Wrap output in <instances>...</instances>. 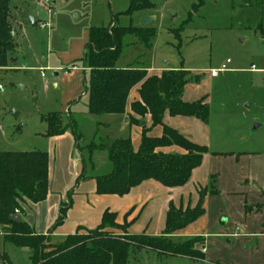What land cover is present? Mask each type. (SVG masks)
<instances>
[{
  "label": "rangeland",
  "instance_id": "374dc122",
  "mask_svg": "<svg viewBox=\"0 0 264 264\" xmlns=\"http://www.w3.org/2000/svg\"><path fill=\"white\" fill-rule=\"evenodd\" d=\"M231 1L150 0L153 8L126 14L130 0H10L8 22L15 34V45L9 52L7 67H0L5 69L1 75L4 88L0 91L2 151L48 153L46 139L37 134L46 127L41 116L55 111L64 116L70 107V118L65 119H72L77 129L71 158L79 163L76 177L81 175L83 167L86 180L111 170L106 152L95 151L92 159H88L85 146L99 137L131 138L135 134L128 116H95L87 112L89 70L84 68L82 60L89 29L107 27L112 18L120 27H143L141 18L153 17L145 26L156 29L148 49L135 37L125 35L115 64L117 68L189 70L192 76L199 77L198 81L188 83L196 95L208 96L209 120L206 124L198 120L203 136L182 130L207 147L208 153L203 157L208 173L205 183L200 182V185L210 186L213 177L217 191L210 196L212 198L205 199V214L195 221L196 230L205 233L202 250L206 247L207 255L196 259L141 248L131 251L129 264L260 263L253 258L261 242L255 237L239 236L244 229L232 221V216L233 211L237 218L244 210L248 218L264 219V205L257 203V195L263 188L257 177L264 173V158L256 159V155L264 156V73L247 71L252 63L257 67L264 65V31L261 33L258 29L261 18L264 23V3L251 0L249 5L239 6L238 2L232 8ZM25 13L38 19L37 23L31 24L23 16ZM46 59H52L53 66L60 68L45 69L41 77L43 68L39 70V67L45 66ZM73 64L76 68H71ZM228 68L241 70L229 71ZM59 69V75L55 76ZM213 69L218 70L216 76L211 75ZM13 110L18 112L17 117L10 114ZM58 150L61 151L59 157L54 158L52 164L49 162L53 189H57L55 176L64 174L67 180L74 168L63 159L67 149L58 147ZM256 165L260 170H255ZM238 174L243 177L242 182L232 180V176ZM61 183L64 184L63 179ZM253 200L256 202L251 204ZM143 229L137 227L138 232L148 233ZM226 232L239 234L235 237L218 234ZM3 235L0 226V264H3V253L11 257L10 264H26L22 259L25 249L6 242Z\"/></svg>",
  "mask_w": 264,
  "mask_h": 264
},
{
  "label": "trees",
  "instance_id": "16d2710c",
  "mask_svg": "<svg viewBox=\"0 0 264 264\" xmlns=\"http://www.w3.org/2000/svg\"><path fill=\"white\" fill-rule=\"evenodd\" d=\"M258 1L264 3V0ZM238 2L239 6L249 5L251 0H232V8ZM9 4L10 0H0V67H7L9 52L15 45L12 27L8 22ZM153 7L150 0H130L126 14ZM114 21L115 18H112L109 26L91 27L88 31L82 60L84 67L89 70L87 112L95 116H128L131 125L139 126L141 133L137 147H134L130 137H99L85 146L89 153L88 159H92L93 152L104 151L111 164L108 173L92 177L95 192L98 195L121 197L146 180H154L167 188L182 187L190 181L193 170L201 165L208 149L164 123V118L166 115L193 117L206 124L210 116L208 96L203 95L193 101L182 99L185 86L199 80L189 70L166 69L157 75L148 74L145 68H117L115 64L120 56L122 38L131 35L148 49L156 29L146 26L120 27ZM259 23L258 29L262 33L263 18ZM136 86H139V99L131 101V112L126 113L130 92ZM70 113L69 109L64 116L57 111L41 116L47 126L44 135L53 137L69 131L76 143L75 122L65 119L70 118ZM146 115L150 116V126L144 123ZM153 127L161 128L159 136L150 134ZM169 146H176L182 152L161 150ZM49 162V155L45 151L0 150V226L4 230L3 239L31 252L27 264H129L131 251L141 248L172 256L204 259L202 249L205 242L201 236L175 241L171 235L205 214V198L217 194L213 177L210 186L197 188L198 198L194 204L190 200L186 203L179 201L178 204L169 201L160 235L153 236L145 232L131 234L128 230L133 220H127L131 210L124 215L122 224L116 222V213L105 210L96 227H79L74 234L53 243L49 236L35 233L23 219L19 222L10 219L12 215L23 214L22 205L26 201L36 204L46 199L49 191ZM83 171L67 192L68 199L60 207L56 225L66 217L65 211L70 206L75 185L87 179ZM260 207L257 206L258 209ZM1 257L3 264H10L7 254L3 253Z\"/></svg>",
  "mask_w": 264,
  "mask_h": 264
},
{
  "label": "crops",
  "instance_id": "0c3cea01",
  "mask_svg": "<svg viewBox=\"0 0 264 264\" xmlns=\"http://www.w3.org/2000/svg\"><path fill=\"white\" fill-rule=\"evenodd\" d=\"M32 15V14H31ZM35 18V17H34ZM36 23L38 19H35ZM154 20V18H153ZM22 28V26H21ZM15 35V34H14ZM15 67V66H14ZM19 66H16L17 69ZM40 68H43L41 70V77H44V74L42 75V71L45 69H54V68H60L59 66H53L52 59L45 61V66H40ZM71 68H76V66L73 64ZM86 69V67H84ZM169 69L167 67H154L151 69H147L148 74H160L161 71ZM241 70L238 68H228V70L233 71ZM258 69V70H256ZM1 69L0 73L2 75ZM60 69L55 71L54 75H59ZM249 73H264V65L261 67L255 66L253 63L250 65V67L247 69ZM2 81V77H0ZM138 88L139 86H136L132 89L130 92L129 98H128V105L126 108V113L131 112L130 111V103L133 100H138ZM205 95V94H204ZM203 96V95H202ZM201 96L196 95V92L194 88H192L189 84L185 86V89L182 94V99L185 101H193ZM208 99V98H207ZM70 107L68 108V110ZM67 110V111H68ZM125 116V115H124ZM146 126H150L151 120L150 116L146 115L145 121ZM164 123L169 125L170 127L178 130L181 134L188 137L190 140L194 141L192 138L187 136L183 131L185 132H194L196 136H203V128L200 126V122L193 118V117H185V116H174L170 117L168 115L164 118ZM131 129L134 131L133 136H131L132 143L134 147L138 146L141 128L138 126H130ZM47 126L43 131L38 132L37 134L39 137H43L46 139V146L48 150L49 155V161L50 164L54 161V158L59 157L60 150L59 148H66L67 150L64 151V160L68 161L69 163H72L74 165L73 172L68 174L67 180L65 178V175L63 174L60 176H55V185L57 189H53L52 186V178L51 172L52 169H50L49 173V191L47 194V197L44 201L33 204V203H23L22 209L23 214L20 215V218L26 221L37 234H43L46 236H49L51 242L57 243L64 239L65 236L74 234L76 230L81 227L84 229H92L96 227L102 217V214L105 210H109L110 212L116 213V222L118 224L123 223L124 215L131 210V214L127 217L128 221L133 220L132 225L129 228V233L131 234H138L142 232H138L137 227L139 229L144 228L143 230H147L148 235L157 236L160 235L164 228L165 223V214L168 207L169 201H173L175 204H178L179 201H184L185 203L189 200L192 204H194L197 201V193L196 189L199 187L200 182L205 183L206 177H207V167L205 166V158L202 159V165H200L198 168L193 170L190 182L188 186L185 187H176V188H167L162 186L160 183L154 181V180H146L142 182L140 185L132 188L130 192L124 196H116V195H98L95 192V181L92 180H86L81 181L77 185H75L73 193L71 195L70 199V206L65 211L66 217L64 218L63 222L59 225H56V220L59 215L60 207L67 201L66 194L72 188L74 185L75 177L77 175V172L79 170V163L78 161H72V149L74 147V138L72 134L67 131L62 135L53 136V137H46L44 134L46 132ZM183 130V131H182ZM138 133V134H137ZM150 134L152 136H159L161 134V128L160 127H153L150 130ZM195 139V138H194ZM198 140V139H197ZM195 142V141H194ZM197 143V141H196ZM200 142H198L199 144ZM203 145V144H202ZM164 152H182L178 147L176 146H169V147H163L161 148ZM70 152V153H68ZM67 154H69V160L67 159ZM227 157V156H226ZM230 160L229 158H226ZM252 158V157H250ZM264 156L256 155V159H262ZM51 166V165H50ZM255 170L257 169V165L255 166ZM72 171V170H71ZM67 176V175H66ZM62 179L64 180V184L61 183ZM232 180L234 181H243V177L238 175H233ZM258 182L263 186L261 190V194H258V204L264 205V173H260L259 178L257 177ZM190 185V187H189ZM196 186V187H195ZM201 186V185H200ZM189 187L188 190L186 188ZM250 193V192H248ZM212 197L208 196L207 199H210ZM246 201V197L243 198V201ZM256 201H251V204L255 203ZM241 213V212H240ZM235 211H233L234 218L232 221H235L239 226H241L244 231L240 233L241 237H245L249 239H253L254 237L257 238L256 240L260 241L261 244L259 252L254 256L253 260H257V262L264 264V226L259 227L261 223L264 222V219H254V218H248L247 214H245L243 210V214L241 213L237 218L234 217ZM197 222V221H196ZM189 224L184 229L178 231L175 234L171 235L172 239L177 240H186L188 238H192L194 236H201L205 240V233L204 231H201V229H197L195 227V223ZM138 226H135V225ZM221 236L225 235H232L237 236L239 233L236 232H226V233H218ZM27 249L23 252L22 259L26 260L28 263L29 256L31 255V252ZM205 255H207V249L205 247L204 249ZM9 257V260H11V257ZM26 263V264H27ZM259 263V264H260Z\"/></svg>",
  "mask_w": 264,
  "mask_h": 264
},
{
  "label": "water",
  "instance_id": "95a60500",
  "mask_svg": "<svg viewBox=\"0 0 264 264\" xmlns=\"http://www.w3.org/2000/svg\"><path fill=\"white\" fill-rule=\"evenodd\" d=\"M23 16L31 23V24H36V20H35V18L32 16V15H30V14H23ZM153 20V17H142L141 18V21H140V25L141 26H145V25H147L148 24V22H150V21H152ZM11 34H12V37H14V32H12L11 31ZM10 114L13 116V117H17V115H18V112H16V111H11L10 112ZM258 125L257 124H255V127H257ZM10 219L12 220V221H15V222H19L20 220H21V218H20V215H18V214H16V215H12L11 217H10Z\"/></svg>",
  "mask_w": 264,
  "mask_h": 264
},
{
  "label": "built area",
  "instance_id": "2783aa9c",
  "mask_svg": "<svg viewBox=\"0 0 264 264\" xmlns=\"http://www.w3.org/2000/svg\"><path fill=\"white\" fill-rule=\"evenodd\" d=\"M48 8V7H47ZM49 9V8H48ZM47 26H49V24H47ZM46 26V27H47ZM228 61V60H227ZM222 69H225V67H224V65L222 66ZM0 70H1V68H0ZM217 72H218V70H211V75H213V76H216L217 75ZM42 75H43V73H42ZM0 77H1V73H0ZM4 84L2 83V81H1V79H0V91L4 88V86H3ZM16 212H17V210H16Z\"/></svg>",
  "mask_w": 264,
  "mask_h": 264
}]
</instances>
